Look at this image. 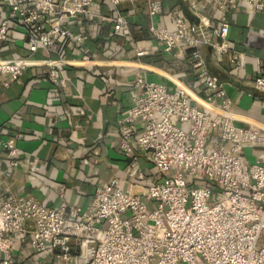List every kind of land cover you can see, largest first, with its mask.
I'll return each instance as SVG.
<instances>
[{
	"label": "built area",
	"instance_id": "1",
	"mask_svg": "<svg viewBox=\"0 0 264 264\" xmlns=\"http://www.w3.org/2000/svg\"><path fill=\"white\" fill-rule=\"evenodd\" d=\"M95 0H0L11 16L0 24V40L9 37L12 21L28 34V49L47 52L73 41L89 60L87 34L67 25L80 17L110 22L120 34L130 22L118 10L113 17L93 12ZM124 0H111L117 9ZM150 24L147 30L167 52L189 49L191 66L205 83L209 102L221 99L222 114L213 115L191 101L185 87L170 90L136 78L133 105L119 120L120 146L126 155L138 148L157 171L146 191H126L118 177L96 188L86 207L64 201L57 208L29 196L4 193L0 198V264H264V159L247 163V145L264 146V131L234 123L224 83L212 75L202 54L210 47L217 57L232 56L230 24L218 26L206 17L187 21L173 11L171 26H158L162 0H143ZM220 8L245 5L264 14V0H219ZM254 34L264 41V30ZM145 50L136 51L143 57ZM242 65L244 55L239 56ZM236 54L232 61L235 62ZM62 57L0 58V74L19 79L30 67L49 68L48 80L65 87ZM264 91V76L255 80ZM110 90H113L111 88ZM143 132L135 136V126ZM21 149L14 139L0 138V156L12 167L20 164ZM145 178L144 175H140Z\"/></svg>",
	"mask_w": 264,
	"mask_h": 264
},
{
	"label": "crops",
	"instance_id": "2",
	"mask_svg": "<svg viewBox=\"0 0 264 264\" xmlns=\"http://www.w3.org/2000/svg\"><path fill=\"white\" fill-rule=\"evenodd\" d=\"M162 2L163 13L154 20L158 26H171L176 9L190 23L206 17L214 26L223 21L230 24L232 56L219 58L208 46L201 51L209 72L224 83L234 123L264 131V91L255 86V80L264 76V41L254 34L264 30V14L253 13L245 5L222 9L219 0ZM92 10L106 17L118 10L130 24L116 34L110 22L89 17L69 21L75 34L89 36L85 45L89 60L73 41H64L51 52L30 53L29 34L15 20L8 39L0 40V58L32 56L43 61L62 57L67 62L62 68L65 87L49 82V68L44 65L30 67L19 79L9 81V86L5 85L8 78L0 74V138L14 139L21 149L17 167L0 156V198L10 193L55 208L64 201L86 207L96 188L114 177L124 190L143 194L157 171L139 148L130 155L123 152L118 125L133 105L139 75L146 74L149 81L170 90L185 87L194 105L213 115L223 113L221 99L207 100L205 83L191 66V51L177 47L167 52L151 36L145 1L124 0L116 9L111 0H95ZM10 16V8L0 3V24ZM139 48L146 52L143 57L136 55ZM240 54L244 55L241 66ZM142 132L139 123L134 139ZM243 157L247 163L264 159V146L247 145Z\"/></svg>",
	"mask_w": 264,
	"mask_h": 264
},
{
	"label": "trees",
	"instance_id": "3",
	"mask_svg": "<svg viewBox=\"0 0 264 264\" xmlns=\"http://www.w3.org/2000/svg\"><path fill=\"white\" fill-rule=\"evenodd\" d=\"M192 21H196L194 18H192Z\"/></svg>",
	"mask_w": 264,
	"mask_h": 264
}]
</instances>
